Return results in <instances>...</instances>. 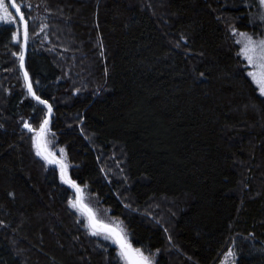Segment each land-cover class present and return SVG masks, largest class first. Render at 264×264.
<instances>
[{
    "label": "trees",
    "instance_id": "obj_1",
    "mask_svg": "<svg viewBox=\"0 0 264 264\" xmlns=\"http://www.w3.org/2000/svg\"><path fill=\"white\" fill-rule=\"evenodd\" d=\"M250 1L16 0L47 140L154 264H219L233 244L237 264H264V98L231 35L257 30ZM13 32L0 26V264H109L24 127L47 110Z\"/></svg>",
    "mask_w": 264,
    "mask_h": 264
},
{
    "label": "snow or ice",
    "instance_id": "obj_2",
    "mask_svg": "<svg viewBox=\"0 0 264 264\" xmlns=\"http://www.w3.org/2000/svg\"><path fill=\"white\" fill-rule=\"evenodd\" d=\"M259 4L264 6V0H259ZM9 7L15 9L16 15L19 16V22L23 26V43L20 44V53L18 59L20 62V69L24 73V79L27 86V91L30 96L33 97L39 104L45 105L48 108L49 114L51 113V105L46 100L40 98L33 91L32 84L29 81L27 71H25V48L28 41V25L25 20L24 14L21 12V6L16 3V0H0V23L5 25H13L16 23L15 17L9 10ZM241 37L236 43L241 45L239 56L243 57L247 61V67L251 70L247 71L246 75L250 78L251 83L256 86L260 96L264 97V39H254L252 36L246 33H239ZM19 33L14 31L12 33V40L18 41ZM13 55H17L14 53ZM49 120L46 118L39 127V130H35L28 122H24V127L30 132H33L32 137L33 147L36 150V155L44 159L47 164L56 165L59 168L60 179L62 183L68 185L75 191V199H69V206L75 209L81 216L84 217L85 227L88 229L89 234L92 236H101L104 240L110 241L117 248V257L122 264H153V258L150 255H146L141 248L133 247L132 243L128 239V235L119 222L107 223L98 217L96 211H94L87 203H85L84 189L68 175V164L65 162L64 149L59 150V158L56 153L49 149L51 141L47 140ZM86 187V186H85ZM233 251L229 249L225 253V262L228 264V257H232Z\"/></svg>",
    "mask_w": 264,
    "mask_h": 264
},
{
    "label": "rangeland",
    "instance_id": "obj_3",
    "mask_svg": "<svg viewBox=\"0 0 264 264\" xmlns=\"http://www.w3.org/2000/svg\"><path fill=\"white\" fill-rule=\"evenodd\" d=\"M5 2L7 3V0H5ZM250 2L252 4V6H253V11H252V15L251 16H252V18H254V22H256L255 24L258 27H257V30L255 31V33H251V32H245V33L248 34V35H250V36H252L254 39H257V40L264 39V6H261L259 4V0H252ZM9 10H10V8H9ZM12 14H13V12H12ZM13 16L15 17L16 23L13 24V25H10V26H12V29L14 31H18V33H19V39L21 40L22 39V29H21V25H20L19 21L17 20V17L14 14H13ZM2 25H5V24L0 23V26H2ZM239 33H243V32L237 30L236 28H232L231 29V35L233 36L235 42L237 40H240L241 39V37L239 36ZM237 45L239 46V51H240L241 45H239V44H237ZM239 57H240L241 61L243 62V66L245 67L244 69H245V71L247 73V71H250L251 69L249 67H247V61H245L243 59V57H241V56H239ZM257 92L259 93L258 90H257ZM48 140L51 141V144H49L50 147L54 151L59 152L60 148L57 145L56 137L53 135V133H49L48 134ZM44 164H45V168H46V171L47 172H55L54 167H52L51 165H48L45 162H44ZM68 170H69V173H70L71 178L73 180H75V181H79V173H78L77 169H75L74 167H72V166L69 165ZM63 187L65 188V190L68 193H72L64 185H63ZM110 221L114 222L113 219L110 220ZM78 222H79V224L81 226L85 227V221H84V217L83 216H80L79 217V221ZM94 240H95L96 244L99 247H101L106 252L107 260H108V263L109 264H120V260L117 257V252L115 250L116 248H115V245L114 244H112L110 241L104 240L103 237H101V236H94ZM129 241L130 242L132 241L131 235H129ZM229 249H232L234 255L232 257H228L227 258L228 264H237L236 261H237V256L238 255H237V252H236V249H235V245L233 244ZM224 262H225V255L223 256V258H222V260H221V262L219 264H224Z\"/></svg>",
    "mask_w": 264,
    "mask_h": 264
},
{
    "label": "water",
    "instance_id": "obj_4",
    "mask_svg": "<svg viewBox=\"0 0 264 264\" xmlns=\"http://www.w3.org/2000/svg\"><path fill=\"white\" fill-rule=\"evenodd\" d=\"M7 2H8V0H7ZM10 8V10L13 12V14L17 17V20L19 21V16L18 15H16V12H15V9H12L11 7H9ZM20 23V22H19ZM21 25V24H20ZM21 29H22V39H21V41H22V43H23V26L21 25ZM25 55H26V48H25ZM21 70V69H20ZM25 71H26V68L24 69ZM21 73H22V76H23V81H24V86H25V89H26V91H27V86H26V82H25V79H24V73L21 71ZM29 76V75H28ZM29 81H30V78H29ZM31 82V81H30ZM27 93H28V91H27ZM29 95V94H28ZM30 96V95H29ZM32 99H33V97L32 96H30ZM34 101H36L35 99H33ZM37 102V101H36ZM49 104V103H48ZM50 105V104H49ZM43 106H45V105H43ZM45 108H46V116H45V118H44V120L47 118L48 120H49V122H50V119H51V117H52V112H53V110L51 111V113L49 114V112H48V108L45 106ZM51 109H52V107H51ZM48 126H49V124H48ZM58 158V157H57ZM42 159V158H41ZM43 161H44V159H42ZM45 162V161H44ZM46 163V162H45ZM48 165H51V164H48ZM52 167H54L56 170H57V172H58V177H59V179H60V172H59V168L56 166V165H51ZM72 179V178H71ZM60 181H61V179H60ZM62 182V181H61ZM77 182V181H76ZM65 187H67L72 193H73V195H74V199H75V191L72 189V188H70L68 185H66V184H64V183H62ZM77 184H78V182H77Z\"/></svg>",
    "mask_w": 264,
    "mask_h": 264
}]
</instances>
